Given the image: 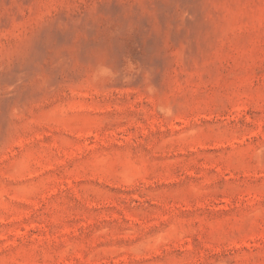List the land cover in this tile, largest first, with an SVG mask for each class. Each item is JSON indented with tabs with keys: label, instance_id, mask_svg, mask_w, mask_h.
<instances>
[{
	"label": "rangeland",
	"instance_id": "1",
	"mask_svg": "<svg viewBox=\"0 0 264 264\" xmlns=\"http://www.w3.org/2000/svg\"><path fill=\"white\" fill-rule=\"evenodd\" d=\"M0 264H264V0H0Z\"/></svg>",
	"mask_w": 264,
	"mask_h": 264
},
{
	"label": "clouds",
	"instance_id": "2",
	"mask_svg": "<svg viewBox=\"0 0 264 264\" xmlns=\"http://www.w3.org/2000/svg\"><path fill=\"white\" fill-rule=\"evenodd\" d=\"M100 72H101V74L107 75V76H112L113 75L112 72H111V69L106 68V67L105 68H101Z\"/></svg>",
	"mask_w": 264,
	"mask_h": 264
}]
</instances>
